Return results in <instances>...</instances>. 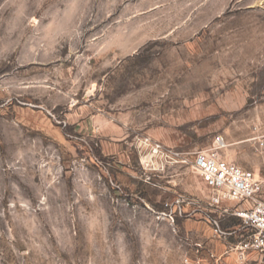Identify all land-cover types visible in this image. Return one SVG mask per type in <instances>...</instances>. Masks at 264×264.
Segmentation results:
<instances>
[{
  "label": "rangeland",
  "instance_id": "rangeland-1",
  "mask_svg": "<svg viewBox=\"0 0 264 264\" xmlns=\"http://www.w3.org/2000/svg\"><path fill=\"white\" fill-rule=\"evenodd\" d=\"M218 148L264 176V0H0V264H264Z\"/></svg>",
  "mask_w": 264,
  "mask_h": 264
},
{
  "label": "built area",
  "instance_id": "built-area-1",
  "mask_svg": "<svg viewBox=\"0 0 264 264\" xmlns=\"http://www.w3.org/2000/svg\"><path fill=\"white\" fill-rule=\"evenodd\" d=\"M220 146V141L217 142ZM218 149L196 153L193 168L212 193V207L234 203L233 216L242 220L244 227L252 234L239 248L243 258L249 251L264 253V176L246 170L223 157ZM157 152L164 151L160 145ZM224 213H229L224 209ZM217 231L219 220H212Z\"/></svg>",
  "mask_w": 264,
  "mask_h": 264
}]
</instances>
